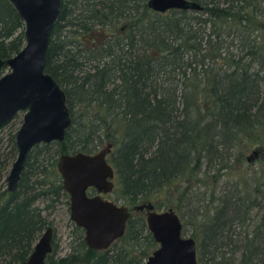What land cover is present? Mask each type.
<instances>
[{
    "label": "trees",
    "instance_id": "16d2710c",
    "mask_svg": "<svg viewBox=\"0 0 264 264\" xmlns=\"http://www.w3.org/2000/svg\"><path fill=\"white\" fill-rule=\"evenodd\" d=\"M194 1L202 7L158 12L147 0H61L45 70L71 123L62 141L33 147L14 191L3 177L15 128L3 149L0 135V264L24 261L51 225L48 210L60 196L68 203L57 156L108 142L115 197L173 207L197 264H264V0ZM23 31L0 0L2 57L23 46ZM252 159L261 168L240 173L236 164ZM76 229L65 254L52 241L47 264H143L157 246L143 214L103 250Z\"/></svg>",
    "mask_w": 264,
    "mask_h": 264
},
{
    "label": "water",
    "instance_id": "95a60500",
    "mask_svg": "<svg viewBox=\"0 0 264 264\" xmlns=\"http://www.w3.org/2000/svg\"><path fill=\"white\" fill-rule=\"evenodd\" d=\"M8 2L24 24L23 46L11 56L0 55V68H8L0 76V126L23 111L15 134L17 155L6 176L7 190L14 191L29 150L41 142L63 140L71 116L64 90L45 70L49 38L61 0ZM147 5L158 12L202 7L194 0H147ZM111 148L108 142L92 153H62L56 164L69 195V216L83 228L86 245L97 250L107 249L124 234L131 214L127 205L102 196L114 187V168L107 158ZM88 187L95 188L96 193L88 195ZM133 208L145 209L147 228L157 243L143 264H197L196 240L182 233V220L173 207L156 209L147 202ZM52 239V227L47 226L29 256L19 264H47Z\"/></svg>",
    "mask_w": 264,
    "mask_h": 264
},
{
    "label": "rangeland",
    "instance_id": "374dc122",
    "mask_svg": "<svg viewBox=\"0 0 264 264\" xmlns=\"http://www.w3.org/2000/svg\"><path fill=\"white\" fill-rule=\"evenodd\" d=\"M8 71L7 67L0 68V76ZM23 112H19L12 121L6 123L2 126L0 135L3 137V145L2 149L8 147L7 145V136L9 132L12 131L17 125H19L20 121L22 120ZM251 156V154H248ZM49 161H52V158H47L44 160V163L48 165ZM246 163H237V167L240 169V173L248 174L253 172L254 170H258L261 168L260 161L256 159H252L251 161ZM48 170L51 166H47ZM108 199H111L119 204H122V200L117 199L115 197L114 191L107 193L105 196ZM43 205L44 203H40ZM48 219L51 222V226L53 228V247H54V254L63 255L69 251L70 247L76 243L75 238L78 235V230L76 229V225L71 220L69 216V209L68 203L66 202V198L64 196H60L58 201H56L53 205V209L48 210ZM132 214H143L145 215V210L137 211L133 207L131 208ZM145 217V216H144ZM184 235H190V231L186 230L182 232Z\"/></svg>",
    "mask_w": 264,
    "mask_h": 264
},
{
    "label": "flooded vegetation",
    "instance_id": "af4514ba",
    "mask_svg": "<svg viewBox=\"0 0 264 264\" xmlns=\"http://www.w3.org/2000/svg\"><path fill=\"white\" fill-rule=\"evenodd\" d=\"M124 27L125 26H121V29H124ZM19 112H23V111H19ZM18 112V113H19ZM18 113H16L15 114V116L18 114ZM14 116V117H15ZM14 117L12 118V119H10L8 122H6V123H9L10 121H12L13 119H14ZM23 118V117H22ZM21 122H22V120L20 121V123H19V125L21 124ZM6 123H4L2 126H4ZM19 125H17L16 127H15V130H14V143H15V134H16V131H17V129H18V127H19ZM2 126H0V127H2ZM13 130V129H12ZM64 139V138H63ZM53 141H62V140H53ZM53 141H50V142H53ZM50 142H47V143H50ZM41 143H43V142H41ZM41 143H39V144H41ZM36 145H38V144H36ZM35 145V146H36ZM35 146H33V147H35ZM15 147H16V145H15ZM33 147L29 150V152H28V154L30 153V151L33 149ZM101 148V147H100ZM100 148H98V149H100ZM97 149V150H98ZM96 150V151H97ZM95 152V151H94ZM62 153H71V152H61L60 154H62ZM73 153V152H72ZM28 154H27V156H26V160H27V157H28ZM59 154V155H60ZM16 155H17V148H16ZM16 155H15V157H16ZM59 155L57 156V160H58V157H59ZM250 156V155H249ZM15 157H14V159H15ZM47 158H49V157H47ZM46 158V159H47ZM13 159V160H14ZM13 160H12V162H13ZM26 160H25V162H26ZM45 160V159H44ZM57 160H56V163H55V168H56V171H57V173L60 175V173L58 172V170H57ZM12 162L9 164V166H8V168H7V171H6V174L4 175V177H3V180H4V188H6L7 189V183H6V176H7V174H8V172H9V169H10V167H11V164H12ZM44 162V161H43ZM50 162V161H49ZM46 164V163H45ZM47 165V164H46ZM48 165H49V163H48ZM47 165V166H48ZM24 167H25V163H24ZM48 169V168H47ZM24 170V168L22 169V171ZM22 171H21V173H22ZM21 173H20V178H21ZM60 177H61V175H60ZM20 178H19V180H20ZM19 180H18V182H19ZM18 182H17V186H18ZM61 184H62V179H61ZM17 186H16V188H17ZM114 187H115V182H114ZM114 187H113V189H112V191H114ZM64 189V188H63ZM65 190V189H64ZM66 192V191H65ZM109 192H111V191H109ZM109 192H106V193H102V196L104 197V198H106L105 196L107 195V193H109ZM67 193V192H66ZM87 193H88V195H93V194H95L96 193V189L95 188H93V187H88V189H87ZM67 195H68V193H67ZM67 200H68V209H69V195H68V198H67ZM129 207V206H128ZM130 208V207H129ZM132 208V207H131ZM143 210H145V209H137V211H143ZM131 213H132V211H131ZM131 215V214H130ZM145 216V215H144ZM72 220V219H71ZM73 221V220H72ZM146 221V220H145ZM74 222V221H73ZM75 224V223H74ZM76 225V224H75ZM147 225V224H146ZM49 226H51V225H49ZM77 226V225H76ZM52 227V226H51ZM52 230H53V228H52ZM82 230H83V228H82ZM83 239H84V230H83ZM52 241H53V239H52Z\"/></svg>",
    "mask_w": 264,
    "mask_h": 264
}]
</instances>
